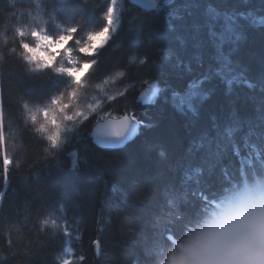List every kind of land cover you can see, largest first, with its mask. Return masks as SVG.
Instances as JSON below:
<instances>
[{
	"label": "trees",
	"instance_id": "16d2710c",
	"mask_svg": "<svg viewBox=\"0 0 264 264\" xmlns=\"http://www.w3.org/2000/svg\"><path fill=\"white\" fill-rule=\"evenodd\" d=\"M156 1L145 11L124 0L119 25L89 73L96 82L124 72L128 86L110 113H135L138 134L122 147H97L89 133L98 121L89 116L52 148L24 121V107L57 95L66 79L30 71L21 39L31 42L17 30L48 37L72 27L73 36L98 31L107 0H0V114L14 127L12 149L5 135L6 167L0 149V264H144L159 241L179 234L177 218L192 214L194 201L264 172L260 0H201L196 49L176 38L186 27L169 32L165 16L172 9ZM241 11L253 16L228 19ZM151 83L157 92L148 98L143 91Z\"/></svg>",
	"mask_w": 264,
	"mask_h": 264
},
{
	"label": "rangeland",
	"instance_id": "374dc122",
	"mask_svg": "<svg viewBox=\"0 0 264 264\" xmlns=\"http://www.w3.org/2000/svg\"><path fill=\"white\" fill-rule=\"evenodd\" d=\"M124 0H116L115 10L113 12V23L111 28L117 29L120 22L121 10ZM111 4V0H107V7ZM107 11V8H106ZM103 19H106L105 14ZM38 20V19H36ZM103 27V28H104ZM102 28V29H103ZM91 32L93 33L90 43L101 48V45H105V36L100 35L101 30ZM115 31L111 32V36ZM23 36L27 34L31 43H28L29 49L22 47V53L27 67L30 71L40 72L43 70H50L56 74L63 76L66 79V87L53 97L47 99L42 104L27 105L24 107V121L31 123L38 133L43 136L52 148H61L67 140L71 139L75 135L76 129L91 116V120L102 121L108 117H117V115L110 113L112 109L110 106L113 103V99L121 95L127 88L126 81L118 75L119 71H114L101 81H91L89 79V70L85 68V55L79 52L80 47L86 46L83 41L86 40L87 34L81 36H72L69 40L61 41L59 37L61 35L49 36V40H44L40 31H35L38 35L33 36L31 30L27 29L22 31ZM64 36H68V33ZM110 36V37H111ZM92 48L88 49L91 53ZM95 57V56H94ZM94 57H92L94 59ZM64 68H79L74 75H69L67 72H60L59 69ZM79 80L80 83H76ZM143 93L145 97L151 98L156 94L157 87L151 83L145 87ZM264 95V93H262ZM113 97L109 100L108 97ZM264 98V96H261ZM99 101V103H97ZM45 112L47 113L45 115ZM79 114V115H78ZM72 117L71 120L66 117ZM6 131L8 133H6ZM14 127L12 125H5L0 114V134L3 139L0 140V149L3 156L4 166H8L4 163L7 158V142L5 135L8 136V143L10 149H12ZM49 137H53L56 141V145L53 146V142ZM9 161V159L7 158Z\"/></svg>",
	"mask_w": 264,
	"mask_h": 264
},
{
	"label": "clouds",
	"instance_id": "9594fccd",
	"mask_svg": "<svg viewBox=\"0 0 264 264\" xmlns=\"http://www.w3.org/2000/svg\"><path fill=\"white\" fill-rule=\"evenodd\" d=\"M144 264H264V172L210 193Z\"/></svg>",
	"mask_w": 264,
	"mask_h": 264
},
{
	"label": "snow or ice",
	"instance_id": "6c2138e0",
	"mask_svg": "<svg viewBox=\"0 0 264 264\" xmlns=\"http://www.w3.org/2000/svg\"><path fill=\"white\" fill-rule=\"evenodd\" d=\"M164 4L168 5L172 9L165 16V22L168 25L169 32H173V33L176 32L178 26L179 27H186L187 34L183 38L180 36L176 37L179 40L180 45L185 46L187 43H190L192 48H194V49L199 48L200 47V41L198 40V36H199L200 30H201V25L197 22V12L202 7L201 0H190V2H188V3H180V2L177 3L176 0H164ZM115 5H116V0H111V4L108 5L107 11L105 14V19L107 21L106 26L99 33L100 35L105 36V42L107 41V39L110 38L111 32L115 31V29L111 28V25L113 23V12L115 10ZM173 5H175V6L173 7ZM260 5H261V11H264V0H260ZM207 11L215 12L216 10L212 9L209 6ZM216 15L219 16L220 14L216 13ZM251 16H253L252 11H248V12L241 11V12L235 13L234 15L229 16L228 19L230 21L235 22L238 17L248 19ZM173 21H186V25H177L176 23H173ZM261 22H264V16L261 17ZM17 31L19 32V34L21 36H23L22 31H19V29ZM77 32H78V28H75V27L69 28L68 29V36L61 35L59 37V40H61V41L69 40L72 38L73 34H75ZM32 35L37 36L38 34L35 31H33ZM93 35H94L93 33L89 32L87 34L86 40L83 41V43L86 46L79 48V52L85 55L84 66L86 69L89 70V72H91V69L97 63V60L93 59L92 57L96 56L97 53L99 52V47H95L90 43ZM43 39L49 40L50 38L49 37H43ZM21 46L24 49H29V45L27 43H23ZM102 46L103 45H101L100 47H102ZM89 48L93 49V51L91 53L88 52ZM156 51L157 52H163L165 50L158 48V49H156ZM168 56H169V53L165 52V58H168ZM146 62H147V58L145 57L144 59H141L139 61V64L143 65ZM128 63L129 64L135 63V57L131 58L128 61ZM78 70H79V68H76V69L64 68V69H59L58 71L67 72L69 75H74L75 72ZM189 70H190V66H189ZM118 75L122 77L124 75V72L120 71V72H118ZM76 83H80V81L77 80ZM248 86L250 88L255 87V85H253V84H249ZM261 91H264V86L261 87ZM108 99L112 100L113 97L110 96V97H108ZM138 99H144L143 95H141V97H138ZM97 103H99V101ZM262 104H264V102H262ZM189 106L191 107V105H189ZM46 114L47 113L45 112V115ZM130 114L131 115H130V119H129V113L126 112L123 126L118 131H113V133L116 137H121L122 134L126 135L128 130H131L133 132L136 130V128L138 126L137 117H136L135 113H130ZM66 119L71 120L72 117L69 116V117H66ZM261 120H262V122H264V107H262V109H261ZM215 126L216 125H214V127ZM226 131H227L228 135H231V133H232V131H234V129H228ZM2 139H3V136H2V134H0V140H2ZM49 139L52 140L53 146H55L56 145L55 139L53 137H49ZM259 139L261 141H264V131L259 133ZM210 146H211V141H209V147ZM198 147H203V144L199 145ZM4 163L6 165L9 163L7 158H5ZM5 180H7V177H5ZM198 195H199L198 193H193L194 197H196ZM207 200H208V198H205L204 200H196L191 205H189L188 208H191L193 206H195L197 208L201 203H204ZM187 215H189V214H188V211L186 210L184 215L178 217L177 219L183 220L184 217ZM94 243L97 245V247L99 246L98 241H94ZM135 264H143V260L136 259Z\"/></svg>",
	"mask_w": 264,
	"mask_h": 264
},
{
	"label": "water",
	"instance_id": "95a60500",
	"mask_svg": "<svg viewBox=\"0 0 264 264\" xmlns=\"http://www.w3.org/2000/svg\"><path fill=\"white\" fill-rule=\"evenodd\" d=\"M125 1L145 11H151L155 9L157 6L156 0H125ZM124 119H125V114L115 118L108 117L102 121L96 122L92 126L89 133L91 142L100 148H118L126 145L128 142L133 140L135 136L138 134L140 125L138 123V126L134 132L128 130L126 135L122 134L121 137H116L113 131H118L123 126ZM95 250L96 251L98 250L97 245L95 246Z\"/></svg>",
	"mask_w": 264,
	"mask_h": 264
}]
</instances>
